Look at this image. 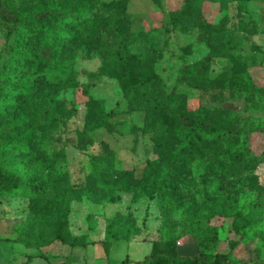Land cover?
I'll return each mask as SVG.
<instances>
[{"label":"rangeland","instance_id":"obj_1","mask_svg":"<svg viewBox=\"0 0 264 264\" xmlns=\"http://www.w3.org/2000/svg\"><path fill=\"white\" fill-rule=\"evenodd\" d=\"M100 1L125 4L119 8L115 4L109 11L97 9L84 21L69 22L65 38L54 42L49 64L40 60L39 43L23 37L19 47L23 57L6 75L0 93V143L7 142L8 147L0 157V172L25 186L0 197V264H22L28 257V264H58L65 259L72 264H118L126 257L130 264H136L149 254L153 242L163 247L165 236L177 242L182 254L193 255L190 231L206 236L208 226L218 230L215 252L231 251L232 260L264 264V209L243 231L235 217L236 211L246 215L255 208L258 190L243 191L236 210L208 221L203 220L206 210L222 206L216 184L203 188L200 182H193L190 190H183L186 195L181 211H174L152 190L148 184L150 165L161 159L163 166L175 143L140 133L147 115L129 108L116 79L103 71L110 60L101 51V44L111 42V21L120 31L138 34L129 51L147 61L164 93L181 95L189 112L201 108L227 111L243 122L263 126L264 111L252 108L243 96L231 95L226 80L232 76L240 84L252 83L264 89V0ZM87 2L5 0L22 16ZM185 7L186 14L172 23V14ZM199 17L215 27L209 39ZM5 36L0 20V51ZM208 53V73L217 78V85L180 84L183 62L199 61ZM216 95L226 100L215 104L212 98ZM90 99L101 100L105 111H115L110 119L115 132L94 130L92 143L78 149ZM249 150L258 160V186L264 187L263 133L250 135ZM54 152H61L63 158H53ZM95 155L108 157L103 170L105 191L98 190L91 177L89 157ZM52 158L54 166L50 168ZM156 168L159 175L161 167ZM118 169L129 174L124 176L125 182L130 178L136 182L135 188L129 184L131 191L110 187ZM63 176L67 181L59 184L56 180ZM49 177L54 188L49 187ZM178 186L185 188L186 183L181 180ZM58 199L67 205L65 224ZM191 212L202 218L197 228L190 221ZM112 218L123 225L120 234L128 236L126 240L105 239L106 225ZM57 233L66 244L55 239ZM230 242H236L233 249Z\"/></svg>","mask_w":264,"mask_h":264},{"label":"trees","instance_id":"obj_2","mask_svg":"<svg viewBox=\"0 0 264 264\" xmlns=\"http://www.w3.org/2000/svg\"><path fill=\"white\" fill-rule=\"evenodd\" d=\"M118 8L124 1L102 2L100 0H88L82 6H72L66 9L45 8L33 15L22 16L11 10L5 0H0V20L5 30V46L0 51V93L2 92L8 70L16 65L17 60L23 57L19 47L22 46L23 37L33 39L39 43L40 60L49 64L54 54L53 45L59 38H65L66 25L69 22H81L88 18L94 10H112L114 5ZM187 7L172 14L171 22L176 23L185 15ZM203 27L204 36L209 39L215 33V27L199 17ZM111 42L101 44L102 53L109 58L108 66L103 70L106 75L113 77L119 84L122 97L127 101L130 109L143 110L147 117L140 130L141 134H150L152 137L167 142L172 141L175 146L170 150L168 161L161 166L162 160L158 159L151 163L149 168L148 184L158 196L172 205L174 211L184 210L182 201L185 193L190 190L193 182H200L205 188L206 184L214 183L219 187V207H211L203 220L208 221L214 216H226L237 209L238 197L243 191L258 190L264 192V187L258 186L255 170L258 160L249 150V137L252 133H263L264 125H252L243 122L230 112H219L201 108L195 112H189L181 95L177 92L164 93L159 84V79L150 71L147 61L135 56L129 51L130 44L138 37L135 32L120 31L113 22L108 24ZM187 51L188 48L184 47ZM24 58H22L23 62ZM210 53L199 61L183 62L182 71L178 82L182 85L214 87L217 78L208 73ZM228 92L237 97L243 96L250 101L252 108L264 111V89L258 88L252 83L247 85L236 82L232 76L226 80ZM87 93V92H85ZM226 99L216 95L212 98L215 104L223 103ZM115 111H105L101 100L90 99L85 124L81 131L82 143L76 146L78 149L92 143L91 132L103 129L108 133L115 132V124L110 119ZM71 146L74 142L69 140ZM7 142L0 143V157L3 149L7 148ZM63 158L61 152H54L53 158ZM53 158L49 161V167L53 168ZM107 156H90V172L93 182L98 190H107L106 178L103 170L106 167ZM161 167L159 175H156ZM129 175L126 171L116 170V180L109 185L118 191H131L128 188L135 186V181L130 178L127 182L124 176ZM51 178H47L50 188ZM186 183L185 188L178 186L180 181ZM59 184L66 183V177L56 180ZM147 183V182H146ZM189 185V186H188ZM25 184L16 178L0 172V197L8 195L18 189L23 190ZM128 188V189H127ZM258 194L255 208L246 215L236 211L235 217L240 219V230L243 231L253 225V221L259 217L264 209V193ZM153 193L149 194V198ZM56 203L61 206L63 223L67 214V205L60 199ZM197 211L196 206H192ZM190 221L197 228L202 219L196 212L189 214ZM123 225L115 218L109 219L106 225L105 239L126 240L128 236L120 234ZM238 231V229H237ZM193 235L195 253L184 255L180 252L177 242L168 236L164 237L163 247L153 242L149 254L136 264H244L242 261L231 259V251L228 253L215 252L219 244L218 230L216 227L205 228L206 236ZM55 239L66 244L62 236L57 233ZM70 245V244H69ZM233 249L236 242L229 243ZM71 246V245H70ZM47 260L44 255H38ZM29 258L22 264H28ZM58 264H72L67 259ZM118 264H130L126 257ZM252 264H261L254 261Z\"/></svg>","mask_w":264,"mask_h":264}]
</instances>
